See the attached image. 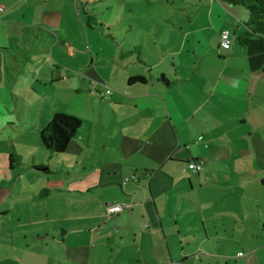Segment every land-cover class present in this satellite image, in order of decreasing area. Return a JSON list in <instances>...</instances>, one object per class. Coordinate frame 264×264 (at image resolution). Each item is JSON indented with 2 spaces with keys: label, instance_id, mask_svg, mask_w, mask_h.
I'll return each mask as SVG.
<instances>
[{
  "label": "crops",
  "instance_id": "obj_1",
  "mask_svg": "<svg viewBox=\"0 0 264 264\" xmlns=\"http://www.w3.org/2000/svg\"><path fill=\"white\" fill-rule=\"evenodd\" d=\"M23 1L49 2V13L43 8L45 21L14 23L52 29L70 23L65 8L74 13L91 0ZM162 1L157 18L126 25L127 43L115 28L122 21L99 18L114 32L104 33L93 55L79 59L69 45L79 59L70 82L84 91L80 110L69 112L57 93H45V81L44 91L33 87L34 102L17 103L0 120L15 132L0 135V264L44 253L69 255L60 264H264V32L243 34L264 16L229 0ZM223 28L233 33L227 46L220 45ZM55 79L51 73L48 83ZM54 111L82 120L60 152L40 139ZM11 153L19 161L11 164ZM190 161L202 167L195 171ZM54 165L80 176L50 178L45 168ZM36 172L45 183L25 182ZM42 197L80 203L35 221L19 213L9 229L1 224L12 221L8 205ZM115 201L129 205L108 213Z\"/></svg>",
  "mask_w": 264,
  "mask_h": 264
},
{
  "label": "rangeland",
  "instance_id": "obj_2",
  "mask_svg": "<svg viewBox=\"0 0 264 264\" xmlns=\"http://www.w3.org/2000/svg\"><path fill=\"white\" fill-rule=\"evenodd\" d=\"M2 1H4L5 8H0V68L4 69V74L0 72V120L12 117L14 115L13 108L18 106L22 108L24 103L28 105L30 101L34 102V97L32 98L33 87L38 89V92L44 91L43 82L45 81H47L45 93H57L69 112L76 108L80 110L84 101V91L76 89L75 84L70 82L77 79L75 69L79 65L76 62L79 61L84 52L88 51L89 55H93L94 50L101 46V41L104 44L105 32H114L113 29H107L108 26H101L99 18L104 20L103 22H115L116 24L122 21L123 29H119L118 26L115 28L117 33H119L120 41L127 43V40H132L133 37L131 36V30H127L126 25L134 21H149L152 18H157L161 14L163 2L162 0H91L85 6V9L81 5L74 13L72 10L67 11L65 8L63 20L68 19V22H70L66 26L61 24L52 27V29H46L39 25L25 28L24 24L14 22H28L31 20L30 18L45 21L46 17L43 15V8L45 12L49 13V2L44 7L42 4L29 6L23 0H0V2ZM51 4L53 3L51 2ZM92 21L93 28L91 26L85 29L81 27L83 23L89 22L91 24ZM64 27H67V29ZM130 28L134 29L132 31L134 34L137 33L139 37L140 30H137L134 25H131ZM151 28L156 34V25L152 24ZM143 33L145 34V32ZM107 35L109 34L107 33ZM106 38L108 40L110 36H106ZM108 41L112 42L113 40ZM69 45H73L74 51L79 55V59H76L74 51L71 53ZM35 72H38L39 79L42 80L41 84H37L36 80L38 79L34 77ZM51 73L56 75V79L52 84H49ZM49 99L47 97L46 104ZM17 103L19 104L18 106ZM3 130L9 131L5 133L7 136L11 133L15 134L10 126L1 127L0 135L3 134ZM41 154L45 156L42 151ZM60 155L63 154L60 153ZM61 160L62 156H58L57 162H61ZM56 166L45 168V170H51L50 178L54 179L57 176H61L71 180L80 176L72 168H69L70 172L67 173V171H62L61 167ZM37 173L39 172H36L34 177L30 175L29 181L26 178L25 182H30L34 186L45 183L46 177L36 176ZM23 180L25 179L22 177L21 182ZM58 194L59 196L63 195L61 193ZM70 194L76 197L80 196L75 193ZM79 203L69 198L55 201L54 197H42L38 202L31 200L24 205L11 204L7 207L13 208V211H10L12 221L1 224L7 225L9 229L11 226L17 225L16 219L19 213L24 218L23 220L35 221L43 216V212L51 213L52 208L62 210L66 208V204L68 206L77 204L78 206ZM115 203L119 202L115 201L107 204L106 209L109 205ZM64 261L71 262L69 255H54L52 257V255L44 253L39 257L36 255L28 256L20 264H49L50 262L52 264H60V262ZM70 262L67 264H70Z\"/></svg>",
  "mask_w": 264,
  "mask_h": 264
},
{
  "label": "trees",
  "instance_id": "obj_3",
  "mask_svg": "<svg viewBox=\"0 0 264 264\" xmlns=\"http://www.w3.org/2000/svg\"><path fill=\"white\" fill-rule=\"evenodd\" d=\"M234 3L247 4L257 18L264 16V0H229ZM253 13V14H254ZM254 31L264 32V23L259 21L256 28L251 29L247 27L243 34H248ZM130 79L142 80V76H133ZM164 79V78H163ZM82 120L79 116L67 113L64 111H54L50 120L40 131V139L45 148L51 152H60L66 149L69 141L75 135ZM15 157V158H14ZM19 156L16 153L10 154L11 164L19 161Z\"/></svg>",
  "mask_w": 264,
  "mask_h": 264
},
{
  "label": "built area",
  "instance_id": "obj_4",
  "mask_svg": "<svg viewBox=\"0 0 264 264\" xmlns=\"http://www.w3.org/2000/svg\"><path fill=\"white\" fill-rule=\"evenodd\" d=\"M233 38V33L228 29V28H223L220 31V45L221 46H227L228 44L231 43ZM189 167L192 168L195 171H198L201 167L202 164L200 161H190L188 163ZM135 175L132 174L130 176L125 177L124 181L126 182L127 180L134 178ZM128 203H115V204H111L107 207V212L108 213H115L118 212L119 210H122L125 207H128Z\"/></svg>",
  "mask_w": 264,
  "mask_h": 264
}]
</instances>
